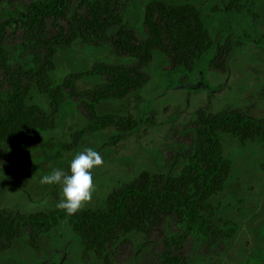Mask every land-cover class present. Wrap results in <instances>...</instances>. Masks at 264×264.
Segmentation results:
<instances>
[{"label":"trees","instance_id":"16d2710c","mask_svg":"<svg viewBox=\"0 0 264 264\" xmlns=\"http://www.w3.org/2000/svg\"><path fill=\"white\" fill-rule=\"evenodd\" d=\"M255 1L225 0L224 12L248 9ZM77 2L83 10L74 9L73 0H32L26 6L20 21L30 33L28 47L35 49L32 64L10 63L0 33V69L9 84L0 90V146L54 149L49 140L61 110L77 104L84 110V124L74 130L69 145L83 138L96 150L89 139L99 136L114 144L138 125L124 104L149 79L146 70L152 59L169 63L162 72L170 74L163 76L165 81L186 83L205 64L223 69L233 43L239 41L229 36L215 41L193 0ZM137 2H142L143 38L136 35L130 20ZM243 35L250 38L246 32ZM254 43L264 53V30L255 34ZM107 48L126 57L128 64L96 59L84 70L76 68L78 50L95 54ZM63 59L71 69L57 76V63ZM34 91L40 94V105L33 100ZM190 130L189 148L179 150L169 168H143L71 214L57 206L33 212L1 207L0 250L24 235L37 247L65 219L78 237L86 263L112 264L120 244L134 238L145 241L173 216L183 230L164 237L159 264H184L181 245L188 235L207 249L223 244L220 253L226 251L241 233L250 231L244 228L243 217L254 210L238 181L237 157L246 148H264V115H252L235 105L216 110L198 107ZM261 163L264 166V160ZM253 237L255 245L244 264L259 260L264 221L256 225Z\"/></svg>","mask_w":264,"mask_h":264},{"label":"rangeland","instance_id":"374dc122","mask_svg":"<svg viewBox=\"0 0 264 264\" xmlns=\"http://www.w3.org/2000/svg\"><path fill=\"white\" fill-rule=\"evenodd\" d=\"M32 0H0V33L8 52L10 63L32 64L35 49L31 44L29 30L20 19L26 6ZM198 4L209 30L217 42L225 36L233 43L223 69L204 65L193 80L174 84L165 81L162 73L169 67L166 61L152 59L147 67L149 79L142 88L133 93L124 108L137 118L135 130L108 144L105 137H90L96 144L103 163L91 169L93 187L91 197L82 206L90 205L105 194L116 183L128 180L139 170L149 168L164 171L176 153L189 148L194 112L198 107L216 110L223 105H235L252 115H264V53L254 43L255 34L264 30V0L248 4V9L236 13H225V0H193ZM130 20L136 35L146 34L142 27V2L136 3ZM73 7L83 10L77 0ZM65 23V19L60 20ZM244 32L250 38L244 37ZM27 46V48H26ZM40 54V48L36 49ZM96 59L107 62L128 64L126 57L117 55L112 49L97 50L95 54L78 50L74 61L76 68L84 70ZM39 64V63H38ZM71 69L64 59L57 63L56 75L62 76ZM9 86L0 69V90ZM79 86L84 84L79 81ZM33 100L40 105V94L33 92ZM46 107V106H45ZM83 108L77 104L63 108L56 126L51 132L49 143L54 149H40L24 144L12 147L0 146V208L10 207L23 212L47 210L56 207L60 198L58 184H41L39 177L55 168L67 170L68 161L87 145L86 139L69 145L74 130L84 124ZM264 148H246L237 157V176L242 184L250 210L243 217L249 228L220 253L217 249H207L188 235L182 241L181 252L184 264H244L246 254L255 245L256 225L264 221ZM81 206V207H82ZM182 227L173 216L150 233L145 241L134 238L117 247L112 264H159L163 240L168 234L181 233ZM225 247V246H224ZM259 260L264 264V241L258 242ZM249 249V251H248ZM0 264H101L96 261L86 263L81 256L78 237L61 219L37 247L29 243L27 236H20L8 247L0 250Z\"/></svg>","mask_w":264,"mask_h":264},{"label":"clouds","instance_id":"9594fccd","mask_svg":"<svg viewBox=\"0 0 264 264\" xmlns=\"http://www.w3.org/2000/svg\"><path fill=\"white\" fill-rule=\"evenodd\" d=\"M102 163L103 159L98 151L92 147H85L68 161L67 170L55 168L50 173L41 175L39 182L58 184L60 198L56 206L71 214L90 199L93 187L91 169Z\"/></svg>","mask_w":264,"mask_h":264}]
</instances>
